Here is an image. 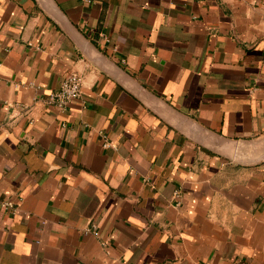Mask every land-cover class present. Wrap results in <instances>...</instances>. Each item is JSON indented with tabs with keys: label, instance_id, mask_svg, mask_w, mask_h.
<instances>
[{
	"label": "crops",
	"instance_id": "1",
	"mask_svg": "<svg viewBox=\"0 0 264 264\" xmlns=\"http://www.w3.org/2000/svg\"><path fill=\"white\" fill-rule=\"evenodd\" d=\"M0 201V264H264V0H0Z\"/></svg>",
	"mask_w": 264,
	"mask_h": 264
},
{
	"label": "built area",
	"instance_id": "2",
	"mask_svg": "<svg viewBox=\"0 0 264 264\" xmlns=\"http://www.w3.org/2000/svg\"><path fill=\"white\" fill-rule=\"evenodd\" d=\"M102 38L108 42L107 37L102 35ZM80 94L81 78L77 74L70 73L61 80L58 88L48 95L47 103L58 110L64 111L72 101L80 97ZM107 145L105 144V146ZM0 208L14 211L13 204L8 201H0Z\"/></svg>",
	"mask_w": 264,
	"mask_h": 264
}]
</instances>
